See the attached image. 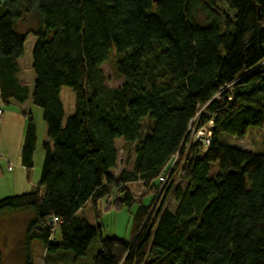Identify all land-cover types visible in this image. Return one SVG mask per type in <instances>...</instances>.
Segmentation results:
<instances>
[{"label": "trees", "instance_id": "trees-1", "mask_svg": "<svg viewBox=\"0 0 264 264\" xmlns=\"http://www.w3.org/2000/svg\"><path fill=\"white\" fill-rule=\"evenodd\" d=\"M224 1L234 17L217 0L0 2L2 99L29 97L16 74L32 33L31 97L46 123L39 186L0 198V214L27 215L28 257L35 239L46 252L77 258L99 236L93 264H264V148L227 141L253 145L264 134V0ZM31 18L33 28L21 31ZM112 53L118 86L106 84L102 69ZM64 86L75 94L69 114ZM195 119L198 128L212 120L206 149L190 141ZM36 146L29 116L22 148L29 169ZM123 151L133 154L132 167L116 171ZM175 156L156 213L140 201L131 240L103 237L81 214L89 202L98 214L102 199L106 209L131 207L132 182L148 187L152 200ZM54 215L56 228L47 223Z\"/></svg>", "mask_w": 264, "mask_h": 264}, {"label": "rangeland", "instance_id": "rangeland-1", "mask_svg": "<svg viewBox=\"0 0 264 264\" xmlns=\"http://www.w3.org/2000/svg\"><path fill=\"white\" fill-rule=\"evenodd\" d=\"M7 0H0L1 3L6 2ZM217 4L221 7L222 10L226 11L231 17H234L235 10L230 9L227 3L224 0H217ZM29 24H35L36 20L31 18L28 21ZM220 27L222 30L226 29V23L223 20L220 22ZM115 53H112L110 58L102 64V69L106 75V84L109 86H118L122 83L123 77H121L115 68L114 61ZM25 64L24 60L22 62ZM27 80H31L30 76H27ZM62 100L66 108V113L70 112L75 106V94L74 91L64 86L62 90ZM4 105V104H3ZM34 110L32 118L37 126V136H38V148L40 152L35 151V158L33 160V167L29 171V174H25L29 177V181L32 179L38 178L40 180L41 171L43 166V161L45 158V150L42 148V142L45 136L46 123L43 118V108L34 104ZM15 114L8 109V113L3 117L2 122L0 121V155L7 154L11 156V160L14 159L17 155V147L19 145V138H21V129L19 124L21 122L22 114H20L13 105H10ZM204 111L203 107L199 110V113ZM193 124L190 127L189 138L191 142H196L203 136L209 135V129L211 127L210 123H206L202 128L197 127L198 120H194ZM227 141L233 144L242 146V147H252L256 151H262L264 148V134H262L259 139H257L253 145L251 142L247 143L238 138L227 137ZM124 145L122 139L117 140V146L121 148ZM128 156L126 151H123L120 154V165L116 171L127 167H132V156ZM177 160L175 156L170 164L166 167L164 172L161 173L159 177L162 181L161 189L156 191L155 197L151 200L152 194H149L150 189L143 186L142 182H132L130 187L136 196V202L131 207H122V208H108L106 209V199H102L99 202V211L98 214L95 213L92 204L87 203L81 210V214L85 216L89 222L93 225L100 224L102 227V236L103 237H117L124 240H131L133 237V226H134V214L138 209L139 203L142 200L143 203L150 204L151 215L155 214L159 208L163 194L167 189L168 184L171 181V169L173 168L174 163ZM14 166V165H13ZM12 165L8 167L4 163L2 169L0 170V198L21 194L23 190L20 186H13V176L15 168ZM217 163L211 165V174L216 171ZM177 177V173L174 175ZM13 179V180H12ZM39 182V181H38ZM18 185V184H17ZM171 205H174V202L170 201ZM28 218L27 215L17 211H5L0 214V224H3V233L0 234V251L2 254L3 264H93V258L100 250V237L97 236L89 246L85 255L75 257L74 253L70 250H61L58 252H46L44 244L35 239L32 241L30 248V263H28V251L24 241V230L27 224ZM23 225L25 226L23 228ZM58 230V229H57ZM55 238L59 240L58 231L55 234Z\"/></svg>", "mask_w": 264, "mask_h": 264}, {"label": "crops", "instance_id": "crops-1", "mask_svg": "<svg viewBox=\"0 0 264 264\" xmlns=\"http://www.w3.org/2000/svg\"><path fill=\"white\" fill-rule=\"evenodd\" d=\"M33 24H29L28 21L21 22L19 24V29L21 31H27L28 29L33 28V26H34ZM34 41H35V36L32 33L28 34L27 39H26V43H25L24 54L21 57H19L17 60L18 65H19V71L17 72L16 76L22 84H26L28 86L29 97L24 102H17L14 99H8L7 101H3L4 113H3V116L0 118V121L2 122L3 117L6 115V113H8V109L10 110L9 112L12 111L15 114V112L12 109H10V105H13L16 108H18L17 111L20 114H22L21 122L19 124V128L21 129V132H20L21 138H19V145L17 147V155L14 158L16 160H11L10 159L11 156L9 155V153L0 155V170L2 169V165H4V163L6 165H8V167H10L11 165L12 166L14 165L12 168H15V166L17 164H18V166H17V168H18L20 165L19 169L14 170V176H13L14 181H12V182L14 183L13 184L14 187L20 186L21 189H25L21 193H26V192H30V191L35 190L39 186L38 181H40V180H38L37 177L35 180L32 179L31 181H29L30 180L29 177L25 174L26 173L29 174V171L32 168L29 169L22 163V148H23V144H24V140H25L28 118H29V116H32L33 110H34V106H33L34 103H33L32 97H31L32 89H33V82H34V78H35L34 70L32 68V61H33V59H32V48H33ZM23 60H24L25 64L22 63ZM27 76H30L31 80H27ZM61 94H62V91H61ZM73 109H74V107H73ZM73 109L71 111H73ZM70 112L68 111V113H70ZM46 140H47V134H46V130H45V136H44V140L42 142V148H43V143ZM37 150L40 152V150L38 148V136H37V146H36L35 151H37ZM35 154L36 153L34 152L33 160L35 158ZM24 227L25 226L23 225V228ZM1 233H3V224L2 223L0 224V234Z\"/></svg>", "mask_w": 264, "mask_h": 264}, {"label": "built area", "instance_id": "built-area-1", "mask_svg": "<svg viewBox=\"0 0 264 264\" xmlns=\"http://www.w3.org/2000/svg\"><path fill=\"white\" fill-rule=\"evenodd\" d=\"M4 113V106H3V99L0 93V118L3 116ZM210 125L212 126V120H209ZM201 130H205L204 127H201ZM211 128V127H210ZM209 135H207L206 137L203 136L202 138L199 139V141H201L203 143V145L205 146V149L207 148L209 142H210V135H211V131L209 129ZM60 222V218L58 216H52L50 217V219L47 221V223L51 226H53V228H56L57 225Z\"/></svg>", "mask_w": 264, "mask_h": 264}, {"label": "water", "instance_id": "water-1", "mask_svg": "<svg viewBox=\"0 0 264 264\" xmlns=\"http://www.w3.org/2000/svg\"><path fill=\"white\" fill-rule=\"evenodd\" d=\"M155 1H157V0H155Z\"/></svg>", "mask_w": 264, "mask_h": 264}]
</instances>
